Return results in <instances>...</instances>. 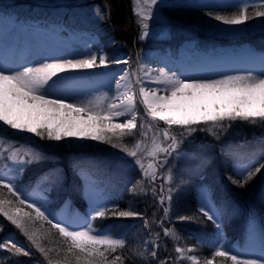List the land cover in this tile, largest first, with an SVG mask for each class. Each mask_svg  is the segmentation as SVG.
Segmentation results:
<instances>
[{
    "label": "snow or ice",
    "instance_id": "snow-or-ice-1",
    "mask_svg": "<svg viewBox=\"0 0 264 264\" xmlns=\"http://www.w3.org/2000/svg\"><path fill=\"white\" fill-rule=\"evenodd\" d=\"M145 3L147 8L141 7L140 0H136L134 9L139 18L138 23L142 26L140 39L148 34L143 31L148 27L144 22L151 19V9L156 6L157 0H145ZM236 7L237 11L231 15H220L212 12H209L208 15L214 16L215 20L221 21L225 25L235 26L244 25L254 17H264V10H260L264 9V2L255 7L251 13L249 8L252 6L247 3H242ZM96 14L100 18L104 17V13L100 9L96 10ZM261 28L264 29V23L261 24ZM115 62L128 63L127 60ZM107 63L106 55H100L98 62L97 54L91 53L84 59L54 58L44 60L36 65H24L17 68H11L0 63V125L21 133H30L35 137L54 141H61L66 137L103 141L112 144L113 147L120 146L122 151L132 157H138V152L141 151L142 147L147 149V156L153 158H156L159 153L171 155L176 152L178 148L177 137L170 135L168 130L162 132V136L171 141L166 147L157 142L155 136L152 138L151 147L143 145L142 141H138L131 149L123 144L122 138L125 135H131L132 130L137 128L136 94L131 91L130 82L127 85H121V81L127 77V73L116 81L117 90L122 87L125 88L115 98L120 100V103H106L107 94L78 103H66L63 98H50L54 90L69 79V77L60 74L69 70L105 66ZM159 76L163 79L156 82L163 84L165 86L163 90L170 92V95H158L159 88L152 92L147 91L143 86L139 89L141 103L146 114L153 120L163 121L169 126H180L186 129L189 134L195 130L193 126L201 122L221 130L232 127L231 123L225 125L223 121H242L253 125L258 122L264 123V73L253 74L249 72L243 75H225L220 79H181L175 74L169 76L161 69ZM136 82L140 83L139 77H137ZM196 101H200V103L194 104ZM208 103H211L214 111L205 112L202 115L185 114L182 117L171 115V113L181 112L188 106L206 109ZM119 117H125V122L114 123L113 121ZM113 138L120 143H113ZM0 154L5 155L7 159L13 162L20 161V154L5 148L2 143H0ZM30 155L32 159L45 158L43 156L37 157L35 154ZM136 163L140 166L144 177L155 181V161L148 163L145 167L143 158L138 157ZM255 164L256 161L253 160L239 173L243 176V183H247L261 169H264V164L254 167ZM0 167L7 169V164ZM167 180L172 181L170 170ZM48 182H52L51 178ZM233 182L240 183V181ZM3 189H7L10 195L16 197L15 205L17 206H13V201L3 198ZM132 191H136L135 185ZM153 192H155L154 189ZM165 199L171 201V195L161 197L160 203L163 204ZM21 206L32 211H25L24 207ZM167 211L168 209H165V214ZM46 212L47 209L42 211L36 202L29 203L27 197L21 196V191L19 187L15 186L13 176L0 172V214L43 254L48 264H123L124 258L121 250H124L128 245L126 236L123 234L113 235L111 231L104 228L97 229L94 227V222L98 218H107L109 213L114 217L139 215L134 211H121L117 207L108 208L107 205H97L93 209L94 214L90 215L83 225L66 226L60 221L54 223L52 214H46ZM199 212L209 221H212L217 229L221 227L218 222L220 217L212 209L206 210L201 207ZM181 219H187V217H181ZM36 221L51 225L63 238L64 247L60 249L46 248L42 241L48 238V233L42 229V226L41 228L35 227ZM0 230H2V226H0ZM163 232L165 236L173 235L168 228H164ZM158 237L159 233H156V238ZM151 243L154 247L159 246L155 239ZM0 249L14 250V254L29 255L28 251L23 247H17V244L11 239L0 242ZM175 250L181 254V257H184L185 252L194 251L192 248L179 247ZM52 252H55V259L50 255ZM137 254L143 256L142 252ZM150 255L156 256L154 248ZM216 257L230 260L232 264H264V248L261 249L258 257L252 258L242 257L240 254H231L230 250H225L221 244L215 248L211 259L204 260V264H213ZM184 258L192 261L193 264H200V260L195 255Z\"/></svg>",
    "mask_w": 264,
    "mask_h": 264
},
{
    "label": "rangeland",
    "instance_id": "rangeland-1",
    "mask_svg": "<svg viewBox=\"0 0 264 264\" xmlns=\"http://www.w3.org/2000/svg\"><path fill=\"white\" fill-rule=\"evenodd\" d=\"M5 1H9V3L13 4L12 6H14L15 10L10 12L14 13L15 15H24L26 9H28L31 6L33 1H36L38 5H43V6L46 5L47 8L46 13L49 12V14L53 16L55 23L57 25H60L59 29H62L65 26H69L71 29H73L72 31L75 32V34L70 37L58 36L57 29H55L53 25L50 26L48 30H46L44 27L39 26L35 22L31 23L30 21H28V23H24L22 21L23 19L16 21V24L18 26L22 25L23 27L22 28L23 32L20 37L21 40L16 42V44L20 48H23L25 43L28 42L27 38H30L32 36H36L41 40V42L37 41V45L39 46L40 51L28 50L29 56L32 57V59H34L33 61L35 62L34 63L35 65L39 64L44 60H51L54 58H68V59L87 58L89 55L84 52L86 49L85 47H88V49L91 48V46L94 44L95 39L91 35H87V34L79 35V33H81L80 29L88 28L89 30L98 32L97 33L98 35H105L106 33V39L110 40V41L106 40V43H104L102 36L101 37L99 36L103 43L100 46H95L94 48H92L91 54H97L98 62L100 55H106L108 63L105 66H101L103 68L104 67L117 68V66L123 64L124 73L128 74L127 77H125L128 83L129 79H131L129 70H133L137 60H140L141 64H143L145 57L154 53H158L157 56L159 57L160 55H165V54H167L168 57H170L169 55L171 54L169 53H172V51L170 50H166L165 54H163L161 53L162 51L154 52L147 49V47L151 46L152 43L153 45H156L155 43H158L159 46H162L169 42L181 41L184 46L188 47V46H192V44H194L195 41L196 42L200 41V40L191 41L186 39L192 37L193 34L198 35L199 33H201L200 30H196L195 32H193L192 30L193 20H195L197 16L196 14L198 13H196V11H189V13H184V12H179L177 10H172L171 12H168L167 9L169 5H172L173 4L172 2H174L175 0H157L156 6H154L151 9V19H148L144 22L148 25V27L147 29H143V31L147 32L148 34L143 39H140L142 26L140 23H138L139 18L134 10L136 7V0H129L131 13L132 15H134L133 19L135 21L134 38L135 41L136 39L139 40V44H138L139 48L138 49L132 48L127 44V42L121 41L116 45V48H114V53H117L114 59L116 60L122 59L121 61L127 60L128 63L110 64L109 58L111 54L107 52L108 51L107 48L108 46H113L111 45V43L115 45L117 43V41L115 40L116 37L119 40L120 37L112 36L114 23L112 22V13L110 10V5L105 3V0L104 2H102V0H5ZM258 1L259 0H186L188 6L194 7L196 9L205 5H214V6L232 5L236 7L237 5H240L242 3H247L250 6H258L260 5ZM140 5L143 8H147V4L145 3V0H140ZM177 5H179V3H177ZM97 9H100L104 13L103 18L97 16L96 14ZM0 19H2L3 22H5L4 27L6 29L9 30L10 28H13L14 26L13 21H15L14 17H10V16L8 17L0 13ZM174 23L178 24V26H175ZM262 23H264V18L258 17L257 19H255V23L252 25L235 26V25L224 24L221 26L220 31L221 33H223L228 30L229 32L236 33L237 35L243 34L244 32L246 33L249 32L250 34H252L256 31H263V33L261 32L256 33L255 35L256 38L252 39L251 45L253 46L252 42H254L256 39L257 40L254 42L255 45L257 44L260 45L262 42L264 45V30L261 28ZM29 26L34 27L32 33H30L29 30L27 29ZM109 27L112 28L110 31H109L110 29ZM47 32L52 33L51 34L52 36H50V34H47ZM208 35H210V33ZM208 35H206L205 37H208ZM81 36L83 37V41L80 40ZM250 36L251 35H249V38ZM205 39L208 40L211 38H205ZM246 40H250V39H246ZM82 44H85L86 46L84 47ZM119 50L125 53L119 52ZM98 83L100 82L96 83L97 89L95 88L97 90L96 92H98L96 97L107 94L108 99L106 103H112L114 90L113 89L109 90V87H107L105 84H103L102 86H98ZM59 90L60 92L63 91L59 86L54 91H59ZM84 93H86L87 95V96H83L84 98L86 99L94 98V96L91 95L92 92L89 91V89L85 90ZM136 100L137 101L135 107L137 112V119H136L137 128L132 130L131 135H125L122 138L124 145H126L129 149H131L138 141H142L143 145H146L147 147H151L152 138L153 136H155L157 142L161 143L162 146L166 147L167 144L170 143L171 141L166 140L162 136L163 130H168L170 135L176 136L178 140L177 151L173 152L171 155L159 153L156 158H153L147 156L146 154L147 149L143 147L141 151L138 152V157L143 158V163L145 164V167L150 162H154V161L156 162L155 181H151L150 178L144 177L142 175V170L140 169V166L136 163L138 157L129 156L126 152L121 150L120 146L113 147L112 144L105 143L103 141H93L87 139H79L75 137H66L64 140L54 141V140L42 139L40 137H35L33 134L30 133H21L18 132L17 130H12L7 128V126L0 125V143L9 146L10 141H14V139H17L19 143L18 146L19 148H15L16 153L18 154L20 153L21 147H28L23 150L25 154H32V151H36V152L46 151L47 154L55 158H57L60 153L65 154V151H63L64 147H68L70 149V156L76 155L72 159L73 160L76 159L77 161L81 160L82 163L84 164H80V165H82L85 168V170H87L89 165H92L95 166V168L100 169L102 172L112 176L115 175L116 171H120L125 175L135 177L136 188H138L140 191L141 189H143V191H141L143 193L146 192L148 188V190L151 191L153 201H156V198L153 194L159 195L160 198L165 197L164 196L165 194L171 195V198H173L175 195L177 198H179L185 185L190 181L189 179H187V177H184L185 176L184 174H186L187 167L191 168L194 166L199 168L201 165H206L208 167H212L211 172L213 176L220 175V176H224L227 179L229 178L231 180V172L229 171L228 168L231 162H233L236 165V169L238 171L239 168H241L240 170H244L243 167L248 164H251L253 160H255L256 163L259 165L264 164V158H262L264 157V132L262 131L264 130V126H263L264 123L258 122L257 124L253 125L248 122H242V121H234V122L223 121L225 125L231 123L232 127L227 128L226 130H221L219 128H213L211 127V125L204 124L201 122L197 125H194L193 127L195 128V130L189 134L186 131V129L180 126L177 125L169 126L163 121L153 120L150 116L146 114V112H143L145 110L141 109L139 105L140 103L138 102L137 98ZM253 127L256 129H254ZM258 129L259 131L261 130V132H257ZM109 135H111V133H109ZM214 135L218 137L213 140ZM249 135L250 137H248ZM247 137L250 139H246ZM224 138L227 139L231 138L232 141H230L229 143L224 142L222 140ZM220 142H224V143H222V145H219ZM113 143L119 144L120 142L117 141L115 138H113ZM250 157L251 160H249ZM165 161H167V163H165ZM19 165H20L19 162H12L9 165L11 171L9 172L8 171L9 169H6L5 171L7 173L15 175L19 171ZM68 169L71 170V167H68ZM47 170L49 171L57 170L63 174L67 173L65 167L60 165H57L53 168H48ZM169 170L171 171V175H172L171 182L167 180V175ZM0 172H2V170H0ZM263 174H264V169L260 171L257 174V176H261ZM94 181L95 178H91V184L94 183ZM103 182H105V184H103V188L101 184L95 183V184H99V187H101L99 188V191L97 189L92 188V194H93L92 211L94 207L97 205L102 206L103 204L111 202L109 199L106 200L105 202H100V199L103 197L102 189L108 190V187L111 188L110 181L103 179L101 180L100 183ZM154 187L157 188L156 193H153L152 191ZM169 189H171V192H169ZM253 190L254 187L249 188L247 190V194H251ZM162 191L164 193H162ZM99 192L100 194L98 197L97 194ZM207 195H208V191L206 190L204 192L203 197L205 198V196ZM160 198L158 199L159 202H160ZM37 205L41 206L39 204ZM205 205L204 208L206 210L212 208L207 204L206 201H205ZM13 206H17V205H13ZM240 208L242 209V207ZM245 210H246V206L244 207V211ZM257 213L259 216H261L260 212H253L254 216L251 219V222H253V224L251 226L250 234L246 238L248 241L243 246L241 244L242 250L247 251L245 253L252 255L253 258L258 257L261 249L264 248V238L257 229L258 217H255ZM74 217H75V223H77V225L80 226L84 224L83 217L81 215H76ZM182 221L184 223L194 225V222H190L184 219ZM6 222L9 223L12 229L16 231V234L12 235V230H9L11 228H7L6 226L5 228H3V230L4 229L5 230L8 229V230L3 233V237L7 239H11L13 242H17V240H19L20 242H22V244H24L23 248L26 251H28L29 253L33 251L35 252L36 257L42 258L43 254L40 253L34 246H32L31 242L29 243L27 238L22 233H20V231L14 225H12L7 220ZM160 224L161 221L158 222V225ZM142 229H144L148 233V239L144 241L145 246H139V245L137 246L141 248V252L143 253V256L139 257L140 264H144V263L193 264L192 261L184 258L190 255L197 256V258L200 260V264H204V260L206 259L205 256L200 255L198 251L195 249V247L188 246L187 245L188 241L182 239V237L177 232L176 233L173 232L174 234L172 237H176V238H174L175 241L174 240L171 241L172 244L173 243L176 244V246L179 248H192L194 249V251L185 252L184 257H181V254L176 251L175 256L172 258H162L161 260L157 258L154 259V257L150 255V252L151 250H153V248L155 250L156 247H154L151 241L155 239L156 244L159 245L158 248L164 247L165 244L163 239H158L160 237V234H162L163 232L162 231L163 228L156 229L154 227H148L146 224V226H142ZM156 233H159L158 238H156ZM137 235L142 237V234L140 233H137ZM227 243L228 240L226 239L214 241V245L216 247L222 244L224 246V249L226 248ZM42 244L45 247L47 246L48 248H55V249L62 248L56 243L52 244V241L51 240L49 241L48 238L46 240H43ZM231 251L233 252L232 248ZM53 254H55V252H53ZM13 257L14 256H12L10 260H14ZM152 260L154 261L158 260V262L154 263ZM222 261L219 260V262H217L216 260H214L213 264H228V263L232 264L230 260L225 261L224 259ZM7 264H15V263L13 261H10V263Z\"/></svg>",
    "mask_w": 264,
    "mask_h": 264
},
{
    "label": "trees",
    "instance_id": "trees-1",
    "mask_svg": "<svg viewBox=\"0 0 264 264\" xmlns=\"http://www.w3.org/2000/svg\"><path fill=\"white\" fill-rule=\"evenodd\" d=\"M102 2H104V0H102ZM105 3L110 5L112 22L114 23V35L119 36L120 40L127 42L130 47L138 49L139 40L136 39L135 41L134 38L135 21L131 13L130 1L105 0ZM177 3H179V5H177ZM187 4L188 3L185 0H176L171 6L178 7L179 12L189 13V11H196V13H198L196 14L197 16L195 20H193L192 30L193 32H195L196 30L201 31V33H199L198 35L202 37L201 43L203 45H206L213 41L223 42L236 38H245L241 35H251L253 38H256V33H263V31H256L252 34H250L249 32H244L243 34L237 35L236 33H231L228 30L221 33V26L224 24L221 21L215 20L214 16H209L208 13L212 12L218 13L220 15H231L233 12L237 11V8L224 7L223 9H213L200 7L196 9L190 8V6H188ZM12 5L13 4L9 3V1L0 0L1 8L8 13H11L10 11L15 10L14 6ZM258 6L250 7L249 12L251 13L254 8ZM46 9V5H38L36 1H33L29 9H26L24 15L16 16L28 17V11L31 13L30 16L37 18V20H39L41 24H51L52 21H54V18L49 14V12L46 13ZM257 18L258 17H254L253 19L247 21L244 25L254 24L255 19ZM109 28L110 30L112 29L111 27ZM209 33L210 35H208ZM206 35H208V37L205 38L211 39H204V36ZM262 131L264 132V130ZM257 132H261V130L259 131L258 129ZM10 143L9 146H7L6 144L3 145L5 148L15 151L16 146L19 145L18 141H10ZM64 151H66V147H64ZM2 155L3 154H0V166L7 164L10 161L6 158V156L2 157ZM36 156L46 157L45 153H41L40 155ZM27 159L21 165L23 170L20 177L15 179L16 186L19 187L20 191L24 189V186H31L32 180L39 181L40 175H47V169L50 167L48 165V159H32L31 155H27ZM64 160H66V157H64ZM77 165L79 164H74V166ZM258 166L259 165H256L255 167ZM228 168L231 172V180L226 179L224 182H220L219 186V184H217L218 182H215L212 179H208V177H203L204 174L208 173V170L210 168L206 167V165L200 166V168H198L199 171L197 173H194V177H192L191 180L185 185L180 197L177 198L175 195L173 198H171V201L165 199L164 204H161L158 201V199L160 198L159 195L153 194L156 198V201H153L151 191H149L148 188L144 193L140 191H132L130 186L132 188L134 185L136 186V179H134L133 177H130L128 179L129 181H127V184L124 183V180H126L127 178L124 179L122 177H116V179H113L112 182L119 185V189L117 192L118 195L113 198V207H117L121 211H134L139 215L135 217H114L111 215V213H109L107 218H98L94 222V225L97 228H105L111 231L113 235L123 234L124 236H126L128 245L124 250H121V254L124 258L123 264H140L139 257H141V255H138L137 253L141 252V248L137 246H145L144 241L148 239V233L144 229H142V226H146V222L148 227H154L156 229L168 228L172 233H179L182 239L188 241V246L195 247L200 255L205 256L206 259H211L216 248L213 241L217 240L220 235L232 240L239 239L240 237L244 238L245 235L248 236V230L241 227L247 226L244 224L252 219V217L254 216L253 212H260L261 216L255 215V217H258V226L264 229V174L261 176H257V173L252 179L248 180L247 183H243V176L237 174L233 165H229ZM204 169L208 170L207 172L202 173ZM81 170L82 169L80 167H76L73 169V180L70 179L68 183H65V187L63 186V178H61L63 176L59 173L51 178L56 187H63V189H53L49 191L50 195L52 196V202L50 205L51 208L50 206H48V211L62 210L66 207L67 204H69V206L71 207V211L76 210L82 213H87V202L83 193L84 175L86 174ZM262 170L263 169H261V171ZM190 171L193 172L194 169H191ZM100 173L101 172H99V175ZM233 181H240V183H234ZM204 187L210 189L212 196L218 202V207L221 209L220 220L218 221L221 224V227L219 229H217L216 225L212 221H209L205 216L202 215V213L199 212L198 193ZM251 187H254V190L251 192V194H247V190ZM153 189L155 190V192L153 193H156L157 188L154 187ZM162 193L164 192L162 191ZM236 193L240 198L236 195ZM2 196L4 199L13 201V205H15L16 197L10 195L7 189L2 190ZM164 196L167 197L168 195L165 194ZM229 199H231V201H229ZM245 206L246 210L244 211ZM21 207H24L25 211H32L25 206ZM240 207H242L244 211L243 214L239 209ZM165 209H168L167 214H165ZM181 217H187V219L184 220L194 222V225L184 223L182 221L183 219L181 220ZM159 221H161L160 225H158ZM241 223L243 225H241ZM134 225L136 226L133 228ZM0 226H2V230L6 226L7 228L12 229L11 225L6 222V219L2 214H0ZM41 226L42 229L48 233V239L49 241H52V244L56 243L60 247H64L63 238L60 237L58 232L53 229L51 225H48L46 222L36 221L35 227L41 228ZM198 226H202V228H198ZM2 230H0V238L1 235H3V233L5 232V229L3 231ZM137 233L142 234L143 238L141 236H138ZM164 236V232H162V234H160V237L158 238L163 239L165 244L163 248L159 247L156 250L155 257L159 260H161L162 258H172L175 256L176 252L175 249L177 246L176 244H172L171 242L174 240V237H172L173 235L167 236L165 238ZM0 242H3L2 239L0 240ZM46 248L48 247L46 246ZM50 255L52 256V258H56L53 252L50 253ZM12 256H14V260H10ZM0 258L3 260V262L7 263L10 261L16 263L17 261L18 264H48V261L44 256H42V258L36 257L35 252L33 251L30 252L29 255H23L21 253L14 254V250L9 251L8 249H0ZM215 260L219 262V260L222 261L224 260V258L221 259V257H216ZM152 261L154 263L158 262V260ZM225 261L228 260L225 259Z\"/></svg>",
    "mask_w": 264,
    "mask_h": 264
},
{
    "label": "bare ground",
    "instance_id": "bare-ground-1",
    "mask_svg": "<svg viewBox=\"0 0 264 264\" xmlns=\"http://www.w3.org/2000/svg\"><path fill=\"white\" fill-rule=\"evenodd\" d=\"M0 37V63L5 60H1L5 56V50H8L7 52L11 51V49L4 44L3 41H1ZM244 42V41H243ZM249 43L246 42V46ZM234 49V48H233ZM239 51L238 54L230 55L226 54L221 58V62L218 64V66L222 68H228V71H238L241 72L240 75L247 74L249 72H252L253 74H259L264 73V58L257 56L255 58H251L250 55L248 56L249 52L244 50L242 47L238 49H234ZM255 56V55H254ZM163 57V58H162ZM28 60V59H27ZM34 61L28 60L27 63H24V65L32 66L35 65ZM21 65V66H24ZM13 66V65H10ZM20 67L19 65H15L12 68ZM108 69H112L113 71H108L106 74H103L101 76H95L93 72L91 71L94 68L91 69H75V70H69L68 72L62 73L60 75L69 77L68 80L64 81L59 87L63 91H54L52 96L50 98H63L66 103H78L80 101H86L89 98H84L83 96H87L84 91L92 87L91 85L97 81L98 79L101 80L102 83H106L109 85V90H114L113 94V102L120 103V100L115 99L117 96L120 95V92L124 91L125 88L122 87L121 89L117 90L116 87V81L121 77L124 76V67L123 64L116 67H104ZM163 69L164 72H166L169 76H172L175 74L176 77H179L181 79H220L223 78L225 75L223 74H216L214 72H208V73H184V64L181 60L171 59L168 57L167 54L160 55L159 56H146L144 59V67L142 68V74L140 75V83H137L135 81H132L129 79L128 83H131V90L135 92L136 98L138 99V102L140 103L141 109L145 110L144 106L141 103V96L139 93V89L141 86H143L147 91L152 92L155 89L159 88L160 91L158 92V95H170V92H165L164 85L159 84L156 81L163 79V77L159 76L160 70ZM55 79V78H54ZM72 80V82H70ZM126 78L121 81V85H127ZM137 101V100H136ZM200 101L194 102V104H199ZM138 110V109H137ZM215 109L212 107L211 103H208V107L206 109H201L196 106H188L181 112L177 113H171V115L175 117H182L185 114H204L205 112H211ZM143 112H146L143 111ZM126 120L125 117H119L116 118L113 122L115 123H124ZM254 128V127H253ZM256 129V128H254ZM218 136L214 135V139H216ZM250 137V135L248 136ZM246 139H250V138ZM224 138L222 139L224 142L229 143L232 141L231 138ZM220 142L219 145H222ZM198 228H202V226H198Z\"/></svg>",
    "mask_w": 264,
    "mask_h": 264
}]
</instances>
